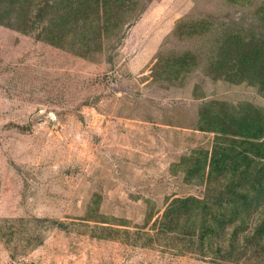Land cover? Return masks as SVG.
Here are the masks:
<instances>
[{"label":"rangeland","instance_id":"rangeland-1","mask_svg":"<svg viewBox=\"0 0 264 264\" xmlns=\"http://www.w3.org/2000/svg\"><path fill=\"white\" fill-rule=\"evenodd\" d=\"M67 1L57 33L0 23V264H264L184 198L216 212L209 153L264 112V0Z\"/></svg>","mask_w":264,"mask_h":264},{"label":"trees","instance_id":"trees-1","mask_svg":"<svg viewBox=\"0 0 264 264\" xmlns=\"http://www.w3.org/2000/svg\"><path fill=\"white\" fill-rule=\"evenodd\" d=\"M137 0H73L64 5L65 17L82 12L78 18L89 20V4L92 14L106 13L116 4L130 8ZM117 5V4H116ZM59 12L58 0H0V23L21 31L37 28L42 17L53 33L63 21H56ZM78 14V13H77ZM128 18L132 13H120ZM109 17V16H108ZM107 17V19H108ZM123 19V18H122ZM117 19L111 27L119 30ZM45 26L39 29L42 30ZM46 28V27H45ZM234 134L231 143L217 144L209 153L207 173L216 170L220 176L219 196L216 212L209 209L206 197L185 196L193 208L198 204L199 211L209 215L208 222L225 226L233 223L232 231L224 248H219L223 259H236L247 248L262 246L264 237V112L254 108L243 112L232 120ZM218 132L224 131L219 127ZM215 168V169H214ZM197 203V204H196ZM247 231H243V230ZM242 239H239V236ZM240 236V237H241Z\"/></svg>","mask_w":264,"mask_h":264}]
</instances>
